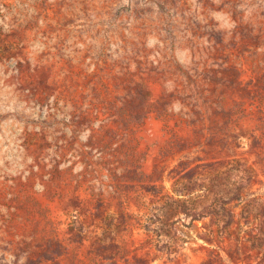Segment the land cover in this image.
Instances as JSON below:
<instances>
[{"label":"rangeland","instance_id":"1","mask_svg":"<svg viewBox=\"0 0 264 264\" xmlns=\"http://www.w3.org/2000/svg\"><path fill=\"white\" fill-rule=\"evenodd\" d=\"M0 264H264V0H0Z\"/></svg>","mask_w":264,"mask_h":264}]
</instances>
